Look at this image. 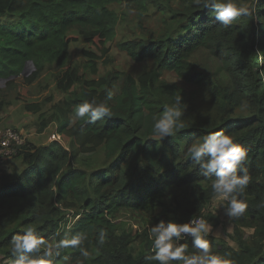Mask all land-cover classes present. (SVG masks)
<instances>
[{
  "label": "trees",
  "instance_id": "16d2710c",
  "mask_svg": "<svg viewBox=\"0 0 264 264\" xmlns=\"http://www.w3.org/2000/svg\"><path fill=\"white\" fill-rule=\"evenodd\" d=\"M123 1L136 5L141 13L148 3L0 0V80L10 86L22 75L27 61L34 68L23 78L28 84L47 66H65L68 45L78 39L91 47L82 52L88 69L96 72L97 59L107 55L106 43L116 33L118 14L110 5ZM184 1L181 7L168 9L156 36L118 42L133 60L151 62L137 76L110 69L97 78H84L76 66L58 75L57 88L69 93L55 104L53 114L41 117L40 129L57 120V132L67 145L57 139L38 147L11 142L23 168L0 184V251L6 257L12 259L11 237L31 225L45 240L52 237L54 242L87 233L83 245L89 252L87 260L79 249H66L55 264H158L146 260L152 254L148 222L182 223L203 217L213 226L220 223L219 214L208 207L214 196V177L199 174L187 148L209 132L223 130L247 151L248 207L244 216L234 219L233 243L212 235L206 239L214 253L227 256L232 264H264V0L258 4L250 0L257 16L239 17L227 29L214 19L210 8ZM200 48L218 60L223 80H213L194 61L193 54ZM165 70H172L196 89L188 91L167 80ZM199 87L211 94L203 109L197 97ZM107 91L113 93L111 100ZM176 95L186 104L181 118L184 127L174 137L150 138L153 118ZM93 98L107 102L112 117L95 123L74 119L75 107ZM242 103L250 112L233 114L234 107ZM26 108L37 111L39 106ZM100 146L109 159L102 167L86 171L71 165V151L90 152ZM123 208L144 222L142 229L132 232L118 226L116 217ZM66 209L74 211L76 220L70 229L60 230ZM243 226L254 227L251 236L245 237ZM100 228L108 236L103 246L96 243ZM181 243L187 244L188 254L196 252L191 238Z\"/></svg>",
  "mask_w": 264,
  "mask_h": 264
},
{
  "label": "rangeland",
  "instance_id": "374dc122",
  "mask_svg": "<svg viewBox=\"0 0 264 264\" xmlns=\"http://www.w3.org/2000/svg\"><path fill=\"white\" fill-rule=\"evenodd\" d=\"M238 4H250V0H238ZM184 0H148L146 9L143 13L136 5L126 3H113L110 6L118 14V23L116 33L113 39L106 43L108 48L107 55H103L96 61V72L88 69L86 65V56L82 52V48H91L84 43L82 39H78L68 45L69 57L65 66L50 65L45 67L40 76L31 83H25L23 78L30 75L34 68L31 63L25 66V72L13 80L9 86L7 80H0V98H3V107L0 109V140L3 138V133L6 128L10 127L21 133L22 141L26 144L34 145L35 147L49 144L51 140H62L66 144V139L60 138L57 132V120H52L45 127L40 129L41 117L48 118L53 114L54 106L57 102L62 101L69 92H63L57 88L56 78L68 66H76L79 73H82L84 78H97L108 70L113 69L119 72H130L137 76L143 70L151 66L149 60L135 61L130 55L118 46V42L126 39H138L140 37H154L161 32L164 25V15L169 13L168 9H175L182 6ZM258 22V21H257ZM173 26V25H172ZM73 36H76L73 34ZM194 61L199 64L206 74L210 75L213 80L220 76L219 62L205 48L198 49L193 54ZM122 74V73H121ZM163 77L169 81L176 82L179 86L188 91L194 89V85L184 82L172 70H165ZM221 82V81H220ZM212 87V85H211ZM73 88L78 91L79 86ZM198 100L200 107L203 109L209 101L210 90L199 87ZM196 89V88H195ZM207 97V98H206ZM35 104L39 106L38 110L33 111L27 109L26 105ZM243 104V105H242ZM238 104L234 107L233 114H247L249 109L246 103ZM67 142V141H66ZM67 145V144H66ZM35 148L32 147L31 150ZM13 153V154H12ZM109 159L105 155L103 146L96 148L90 152L75 153L71 151L70 163L74 167L82 168L86 171L98 169L107 163ZM23 165L21 158L14 156V147L8 148V151H0V184L3 180H11L16 177L22 170ZM226 201L220 200L217 196H213L209 204V209L214 213L219 214L220 223L216 226L209 224L211 231L209 235L217 238L225 239L233 243L230 234L233 233L235 226L234 219H229L224 214ZM63 220L60 222V230L68 228L75 220L76 216L71 209L64 210ZM132 211L128 208H123L116 217L117 224L120 228L127 231H138L142 229V224L136 217H133ZM153 225L148 222V228ZM242 232L245 237H249L254 232V227L243 226ZM49 243H54L53 238H49ZM11 259L6 257L0 251V264H10Z\"/></svg>",
  "mask_w": 264,
  "mask_h": 264
},
{
  "label": "clouds",
  "instance_id": "9594fccd",
  "mask_svg": "<svg viewBox=\"0 0 264 264\" xmlns=\"http://www.w3.org/2000/svg\"><path fill=\"white\" fill-rule=\"evenodd\" d=\"M258 3L259 0H254V4ZM194 4L210 8L214 19L225 29L232 26L239 17L253 19L257 16L254 4H238L236 0H194ZM112 95L111 91H107L109 100ZM185 105L181 95H176L171 105H165L162 114L153 118L150 138L161 140L167 136L174 137L184 127L181 118L184 116ZM112 114L107 102H98L95 98L78 104L74 109V119H84L89 123L111 118ZM187 154L198 165L200 175L214 177L211 190L220 200L227 202L224 214L229 219L244 216L248 207L245 190L250 182V176L244 167L246 149L223 130H215L190 143ZM71 227L72 225H68L69 229ZM210 231L211 227L203 217L191 218L182 223L160 220L149 228L152 254L146 260L156 261L158 264H232L227 256L212 251L209 240L206 239ZM56 235L59 236V233ZM188 238H191L192 247L196 249L192 254H188L187 244L181 243ZM87 239V233L79 232L49 243L39 235L36 227L25 226L21 233L11 237L10 264H55L66 249H79L80 255L87 260L89 252L83 247ZM107 239V231L98 229L96 243L103 246Z\"/></svg>",
  "mask_w": 264,
  "mask_h": 264
},
{
  "label": "built area",
  "instance_id": "2783aa9c",
  "mask_svg": "<svg viewBox=\"0 0 264 264\" xmlns=\"http://www.w3.org/2000/svg\"><path fill=\"white\" fill-rule=\"evenodd\" d=\"M16 144L22 143V136L20 132L13 128H6L5 132L3 133V138L0 140V151L5 150L8 151V148H12L11 142ZM15 148V146H13ZM15 151V149H14Z\"/></svg>",
  "mask_w": 264,
  "mask_h": 264
},
{
  "label": "water",
  "instance_id": "95a60500",
  "mask_svg": "<svg viewBox=\"0 0 264 264\" xmlns=\"http://www.w3.org/2000/svg\"><path fill=\"white\" fill-rule=\"evenodd\" d=\"M28 63H31V62H30V61H27L26 64H25V66H26ZM25 66H24V68H23V70H22V74L25 72Z\"/></svg>",
  "mask_w": 264,
  "mask_h": 264
}]
</instances>
